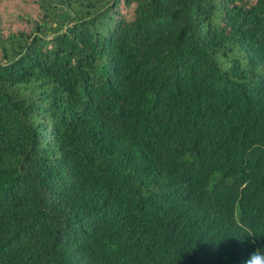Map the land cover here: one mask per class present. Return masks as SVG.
<instances>
[{
    "label": "trees",
    "instance_id": "1",
    "mask_svg": "<svg viewBox=\"0 0 264 264\" xmlns=\"http://www.w3.org/2000/svg\"><path fill=\"white\" fill-rule=\"evenodd\" d=\"M257 248L264 0H0V264Z\"/></svg>",
    "mask_w": 264,
    "mask_h": 264
},
{
    "label": "clouds",
    "instance_id": "2",
    "mask_svg": "<svg viewBox=\"0 0 264 264\" xmlns=\"http://www.w3.org/2000/svg\"><path fill=\"white\" fill-rule=\"evenodd\" d=\"M244 264H264V253L257 248L245 259Z\"/></svg>",
    "mask_w": 264,
    "mask_h": 264
},
{
    "label": "rangeland",
    "instance_id": "3",
    "mask_svg": "<svg viewBox=\"0 0 264 264\" xmlns=\"http://www.w3.org/2000/svg\"><path fill=\"white\" fill-rule=\"evenodd\" d=\"M7 15V13H4V16H6Z\"/></svg>",
    "mask_w": 264,
    "mask_h": 264
}]
</instances>
